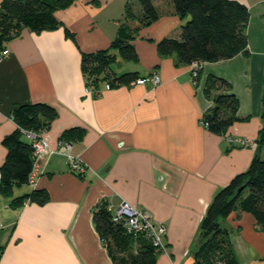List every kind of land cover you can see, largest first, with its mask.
Returning <instances> with one entry per match:
<instances>
[{
  "label": "crops",
  "instance_id": "crops-1",
  "mask_svg": "<svg viewBox=\"0 0 264 264\" xmlns=\"http://www.w3.org/2000/svg\"><path fill=\"white\" fill-rule=\"evenodd\" d=\"M237 1L249 11L248 55L204 62L197 77L175 54L158 53L157 42L179 36L187 20L171 0H153L159 16L146 25L139 20V0H75L54 12L58 28L24 29L4 44L9 53L0 60V166L2 140L16 128L14 107L44 102L57 116L39 132L50 149L66 144L84 167L77 172L64 154L45 153L28 184L15 186L10 196L0 192V264H113L92 219L102 199L113 207L125 200L164 225L166 252L156 254L155 264H195L200 223L215 194L257 153L264 158V146L257 144L264 128V0ZM126 6L136 17L124 20ZM124 22L138 27L132 40L138 59L123 60L113 50L112 70L137 78L157 72L161 82L108 90L101 82L100 96L85 94L81 54L107 48ZM208 76L226 82L221 90L238 99L240 120L223 134L201 123L212 104L203 92ZM75 128L81 136L71 131L68 140L60 139ZM244 139L252 143L240 145ZM31 189H45L46 202L11 204ZM218 223L229 232L238 264H264V231L250 213L231 211Z\"/></svg>",
  "mask_w": 264,
  "mask_h": 264
},
{
  "label": "trees",
  "instance_id": "trees-1",
  "mask_svg": "<svg viewBox=\"0 0 264 264\" xmlns=\"http://www.w3.org/2000/svg\"><path fill=\"white\" fill-rule=\"evenodd\" d=\"M75 0H1L0 1V50L4 44L19 36L24 29L33 32L53 30L61 26L55 18L56 10L65 8ZM142 7L140 23L149 24L159 16L153 0H139ZM174 12L182 19L177 37H164L157 42L158 53L162 56L175 54L178 62H216L226 60L241 53L248 55L246 25L249 11L245 4L237 0H171ZM124 20L136 17L126 6ZM137 28L121 23L116 37L110 45L101 50L81 54V68L87 86L94 90L101 82L111 86L125 85L137 78L136 73L116 74L112 64L117 62L116 54L123 60L137 61L138 56L132 40ZM68 37L72 32L65 28ZM201 67L198 70V75ZM228 84L222 79L208 76L204 94L212 104L203 113L202 122L213 134H223L240 120L237 114L238 99L222 89ZM93 97H96L93 95ZM57 116L54 107L44 102L22 104L14 107L11 117L16 128L6 135L2 144L6 155L0 166V192L10 196L15 186L29 183L34 167L32 146L23 140L22 129L39 131L45 129ZM71 131L81 136L83 131L75 128L61 134V140H68ZM257 144L264 146V128L259 132ZM242 188L240 190L239 187ZM48 199L45 189L30 191L12 199V205L26 202L43 204ZM108 201L100 200L93 209V222L101 239L106 244L113 264H155L156 251L149 238L144 234L128 233L122 223L112 221ZM231 211L248 212L259 230L264 231V158L258 153L248 168L236 175L231 182L220 189L212 199L200 223L202 241L193 253L195 264H238L230 242L229 232L220 227L218 217ZM0 245V254L2 251Z\"/></svg>",
  "mask_w": 264,
  "mask_h": 264
},
{
  "label": "built area",
  "instance_id": "built-area-1",
  "mask_svg": "<svg viewBox=\"0 0 264 264\" xmlns=\"http://www.w3.org/2000/svg\"><path fill=\"white\" fill-rule=\"evenodd\" d=\"M8 53L9 50L6 48L0 50V60L8 55ZM200 67V62L195 61L191 63L192 75L194 77L198 76V70ZM160 82V75L157 72H153L149 75L133 79L126 85H145L146 83H150L152 86H156ZM112 87L113 86H111L109 83H105L103 90H108ZM103 90L100 88L94 90L93 86H86L84 92L87 95L100 96ZM201 123L203 124L202 120ZM22 133L29 139V142L32 146V157L34 165L40 158L44 156L45 153H62L66 156L69 165L75 171L80 172L83 170L84 166L82 165V163H80V160L75 155L71 154L68 151V146L66 144H62V142H60L58 148L50 149L47 139L41 135V132L30 129H22ZM228 141L232 142V139L228 138ZM239 143L240 145H246L252 142L248 139H244L239 140ZM108 210L112 213V221L115 223H122L128 233L144 234L147 238L150 239L156 251L166 252L167 245L164 241L165 227L161 222L154 220L147 210L134 207L125 200L120 201V203L116 207L108 204Z\"/></svg>",
  "mask_w": 264,
  "mask_h": 264
},
{
  "label": "rangeland",
  "instance_id": "rangeland-1",
  "mask_svg": "<svg viewBox=\"0 0 264 264\" xmlns=\"http://www.w3.org/2000/svg\"><path fill=\"white\" fill-rule=\"evenodd\" d=\"M254 27L255 28H252V29H254L253 31H255L257 29V26L256 25ZM255 34H258V31H256ZM115 68H116V66H115ZM23 140H25L26 142H29V139L27 137H25V136H23ZM262 156L264 157V154Z\"/></svg>",
  "mask_w": 264,
  "mask_h": 264
},
{
  "label": "water",
  "instance_id": "water-1",
  "mask_svg": "<svg viewBox=\"0 0 264 264\" xmlns=\"http://www.w3.org/2000/svg\"><path fill=\"white\" fill-rule=\"evenodd\" d=\"M242 188V186L241 187H239V189L238 190H240Z\"/></svg>",
  "mask_w": 264,
  "mask_h": 264
}]
</instances>
